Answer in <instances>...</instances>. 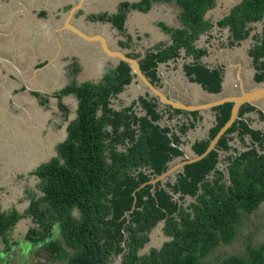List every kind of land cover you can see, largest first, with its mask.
Returning a JSON list of instances; mask_svg holds the SVG:
<instances>
[{
  "label": "trees",
  "instance_id": "trees-1",
  "mask_svg": "<svg viewBox=\"0 0 264 264\" xmlns=\"http://www.w3.org/2000/svg\"><path fill=\"white\" fill-rule=\"evenodd\" d=\"M156 1L171 0L121 1L117 12L110 16L91 14L89 18L109 19L122 32L129 9L145 12ZM176 3L181 6L180 26L160 23L171 42L147 49L139 59L140 68L160 87L158 64L191 56L192 61L182 65L185 75L208 93L218 94L223 70L204 63L201 57L207 54V47L196 46L199 36L211 29L212 24L204 15L215 0H176ZM257 22H262L261 31L252 35L254 43L248 54L256 71L254 80L261 82L264 0H242L218 25L230 24L233 39L242 40ZM118 43L120 47H130L131 37ZM229 44H233L232 39ZM136 54L127 52L129 56ZM71 65L75 74L79 68ZM133 77L128 64L119 61L106 66L97 81L70 82L57 91L59 98L70 93L75 96L76 116L68 122L56 155L34 170L42 194L32 198L24 213L16 209L0 210V237L4 238L21 217L30 215L37 225L28 230L27 239L43 249L46 261L62 260L63 264H111L119 254H122L120 264H198L219 243L235 239L242 216L264 202V131L252 128V118L246 115L257 113L262 120L263 112L256 106L243 104L239 117L217 141L216 150L185 164L163 182L140 187L185 159L181 145L187 139L182 137L201 117L197 110L170 105L160 108L158 98L148 92L129 105L113 107V99L123 102L119 94ZM231 106L227 102L211 108L215 115L213 125L207 137L192 143L195 154L204 152L229 118ZM138 107L145 113L139 115ZM178 115L184 120L175 125L174 131L167 121ZM235 139L244 150L234 146ZM218 150L223 151L222 157ZM164 218L162 232L168 239L161 246L140 253L153 228ZM55 224L59 226L61 239H49ZM247 251L248 258L232 254L222 262L264 264V243L247 244Z\"/></svg>",
  "mask_w": 264,
  "mask_h": 264
},
{
  "label": "rangeland",
  "instance_id": "rangeland-1",
  "mask_svg": "<svg viewBox=\"0 0 264 264\" xmlns=\"http://www.w3.org/2000/svg\"><path fill=\"white\" fill-rule=\"evenodd\" d=\"M241 1L215 0V5L207 10L204 17L214 22L216 19L223 17L233 4L235 5ZM165 5V3H156L155 7L148 13L151 15L153 10L156 9L159 10L158 14L165 13L162 12L166 11ZM176 7L181 8L180 5ZM166 12L174 15L171 10ZM158 14H152L151 17H154L153 22L157 19ZM141 19L139 18L141 26H146L151 21V18H145L143 22H141ZM261 24L262 22L253 23V25H256L255 29L237 47L228 44L225 35L226 28L218 30V35L221 37L219 45L216 44V41H213L210 32L201 34L196 41V46L207 47L208 49V58L206 60L202 58V60L208 63L209 66H213L217 61H220L228 68L227 78L235 77L238 63H240L242 67L240 66L238 73L243 76V63L248 66L247 53L250 42H254L252 35L261 31ZM169 39L170 36L167 40ZM5 41H0V43L6 46L8 42ZM42 41H38L37 45H40ZM134 46H137V42ZM117 47L121 48L118 45ZM134 53H137V57H141L140 50H135ZM178 61L181 62L182 59ZM116 63V59L105 57L103 72L106 66H113ZM9 66L1 64L2 71L0 72V210L16 209L20 213H24L32 198L37 199L42 194L39 179L34 174L36 166L56 155L57 144L66 136L68 122L76 116L77 102L75 96L70 93L59 98L56 96L57 89L70 82L80 83L86 79L87 74L81 72L80 69L72 74L71 65L67 68L65 78H29L22 80V78L15 77V74H13L15 69ZM5 67L8 69H5ZM7 71L12 74L9 75ZM97 71L102 73L101 67H97ZM26 72L30 73V70L27 69ZM25 76L28 75L25 74ZM98 79L94 78L92 81ZM31 90L38 92V94L35 95ZM237 90L238 85L235 86L234 92ZM134 92L137 95L138 89L135 82L132 81L119 94V98L123 102L119 103L117 99H113V107L120 108L129 105L132 100L137 99L134 97L136 96ZM45 98L47 100H44ZM138 113H143L140 107H138ZM263 221L264 213L262 212L255 210L251 214H244L241 222L237 225L235 239L227 244L219 243L198 264H223V259L232 254L248 258L247 244L257 246L261 243V239H264V234L260 235L255 231L257 228L262 232L258 224L260 222L261 225ZM36 225L30 215H24L7 232L4 238L0 237V264H63L62 260L46 261L43 249H40L38 245H33L27 239L28 230ZM157 231L158 229L154 232L152 230L150 240L140 250V253L147 252L151 247L162 245L165 237ZM51 238L61 239L57 224L51 229L49 239ZM63 245L66 247L64 243ZM115 262L116 260L111 264H115Z\"/></svg>",
  "mask_w": 264,
  "mask_h": 264
},
{
  "label": "crops",
  "instance_id": "crops-1",
  "mask_svg": "<svg viewBox=\"0 0 264 264\" xmlns=\"http://www.w3.org/2000/svg\"><path fill=\"white\" fill-rule=\"evenodd\" d=\"M78 1L79 0H0V41L6 40L8 42L6 46L0 43V54L13 60L17 66L25 71V74L28 75L27 78H65L67 76V68L71 66V64H75L81 72L87 74L86 79L82 82L94 80V78H101L104 74L103 65L105 57L108 59L111 57L106 56L99 42L87 41L69 28L64 27L67 26L64 23L69 9L74 4L78 3ZM81 1V8L71 16L70 22L72 25L78 26L88 34H103L113 48H118V41L125 40L126 37L129 36L131 37L132 44L130 47H124L123 50L126 52L140 50L141 57L144 56L147 49L156 47L159 44H169L171 42L170 39L167 40L170 35L163 31L160 26L161 22L170 27H178L181 24L179 20L181 8L176 7L178 6L175 2L176 0L153 2L152 6L145 12L137 9H129L122 32L116 29L109 19H92L89 18V15L101 14L103 12H106L107 15H111L117 12L118 5L121 1L134 2L138 0ZM156 3H165L166 11L171 10V12H174V15H170L166 11H162L165 13L160 11L162 14H158L159 10L156 9L153 10L152 14L158 15L156 16L157 19L153 22L152 20L154 17H151L152 14L150 15L148 12L155 7ZM139 18H142L141 22H143L145 18H151V21L148 25L141 26ZM38 41H42L40 45H37ZM135 42H137L136 47L134 46ZM128 48L131 49L129 50ZM181 54L184 56L183 49ZM247 56L249 58L248 66L243 63V76L241 75V77L243 78V85L246 88H251L259 82L254 80L255 69L250 62L251 57L248 53ZM187 57L189 58L186 60ZM187 57L179 58L182 59L181 62L178 61L179 59H176L160 62L158 64L157 74L161 85L160 87L170 97L179 98L184 102L195 104L232 93L235 90V86H239L240 78L238 77L240 75L238 72L241 66L240 63H238L237 78H227L225 75V78L222 79L221 91L218 93L220 95L208 93L202 88L201 84L190 81L185 75L182 65L184 62L192 61L191 56ZM202 58L205 60L208 58V49L207 54L203 55L201 59ZM2 65L9 66L7 63H3ZM97 67H101L102 73L97 71ZM5 69L8 68L5 67ZM27 69L30 70V73H27L28 71L26 72ZM3 71L5 70L3 69ZM15 71L13 72L15 77L22 78V76H20L17 71L15 73ZM8 74L11 75L12 73L9 71ZM61 88L62 87L57 90ZM134 94L136 95L135 92ZM259 105L263 109L257 108L264 114V99ZM162 107L163 106L160 105V108ZM144 113L143 111L142 114ZM246 115L252 118V128L263 129L264 131V119L260 120L258 114L253 112ZM199 116L201 119L197 120L195 127L189 129L186 136L182 137V139H187L186 143L181 145L184 155L195 154L191 148L192 143L196 139L204 138L208 133V129L213 125L215 119L214 111L204 110L199 112ZM183 120V117L178 115L172 118L170 122L167 121V123L176 131L177 127L175 125L181 123L180 121ZM235 145L240 149H245L240 147V142L237 139H235L234 146ZM222 156L223 154L221 157ZM263 206L264 202L255 210L264 213ZM263 223L260 225L259 222L258 224L262 232L257 228L255 229L260 235L264 234ZM261 240L260 244H263L264 239Z\"/></svg>",
  "mask_w": 264,
  "mask_h": 264
},
{
  "label": "water",
  "instance_id": "water-1",
  "mask_svg": "<svg viewBox=\"0 0 264 264\" xmlns=\"http://www.w3.org/2000/svg\"><path fill=\"white\" fill-rule=\"evenodd\" d=\"M82 6V1L79 0L78 3L74 4L68 11V15L65 18V25L64 27L69 28L74 33L81 36L83 39L87 41H95L99 42L102 50L106 54V56L111 57L112 59H116L117 63L119 61H123L128 64L130 67L131 73L134 74V77L132 81H136V85L139 90H143V92H138L136 98L138 96H144L145 92H148L149 96H156L159 100V103L161 106L163 105H170L172 108L176 109H182L187 111H193L197 110L199 112L204 110H211V108L230 102L232 103L231 110H230V116L226 120V122L219 128L217 133L210 139L208 146L202 152L201 154H185V159L178 161L174 163L171 167H169L167 170L159 174L158 176H155L154 178L148 180L145 183H142L140 187L144 186L147 183H150L154 185L156 182L161 181L163 182L167 176L174 175V173L178 170H181L185 164L192 163L195 161H198L202 159L210 150H216V143L219 140V138L222 136V134L232 125V123L239 117L238 112L240 107L245 104H251L253 106L259 107L263 109L258 102L264 99V80L255 84L251 88H246L243 85V78L241 75L238 77L239 80V89L236 93H229L226 95H223L221 97H216L210 100H207L205 102L201 103H187L182 101L179 98L170 97L168 94H166L161 87H159L157 84L152 83L150 79L144 74V72L140 68L139 59L141 57L137 56H129L127 55V52L121 48H112L107 40V38L101 34V33H95V34H88L84 32L81 28L78 26L72 25L70 22L71 16ZM7 63L15 69L20 76H22L23 79H29L25 76L23 69H21L19 66H17L13 60L4 57L0 54V72L2 71L1 64ZM116 63V64H117ZM131 81V82H132ZM131 84V83H130ZM222 87V86H221ZM119 109V108H117ZM162 125V123H159ZM170 135V133H169ZM207 137V135L205 136ZM183 150V148L181 147ZM223 151L218 150L219 155L221 156ZM222 165L221 163H219ZM177 196V195H175ZM128 212H126V215ZM165 224V218L158 222V224L153 228V232L158 229L157 232H159L162 236L165 237V239H168L163 232L162 227ZM156 228V229H155ZM152 232V231H151ZM122 254H119L116 258L115 264H120L121 262V256Z\"/></svg>",
  "mask_w": 264,
  "mask_h": 264
},
{
  "label": "flooded vegetation",
  "instance_id": "flooded-vegetation-1",
  "mask_svg": "<svg viewBox=\"0 0 264 264\" xmlns=\"http://www.w3.org/2000/svg\"><path fill=\"white\" fill-rule=\"evenodd\" d=\"M240 3V2H239ZM239 3H236L235 5L233 4L231 7H230V9H229V11L223 16V17H221V18H219V19H216L214 22H212V21H210L211 22V24H212V26H211V29L207 32V33H211L212 34V36H213V41H216V44L217 45H219L220 44V42H221V37L218 35V30H221L222 28H226V38H227V42H228V44H229V39H232L233 40V44H229V45H233L234 47H237V45H240L241 44V42L244 40V39H242V40H235V39H233L234 38V30L231 28V25L230 24H226L225 26H223V27H221V26H219L218 25V22L219 21H221V20H223L224 18H226V16H228L229 15V13H230V11H231V9L233 8V7H235L236 5H238ZM103 13H105L106 15H107V13L106 12H103ZM102 14V13H101ZM95 15H98V14H95ZM107 16H110V15H107ZM214 29V30H213ZM213 30V32H211ZM251 35V33H249V36ZM248 37V36H247ZM223 39V38H222ZM237 41H239V42H237ZM252 41V40H251ZM253 43L254 42H250V45H249V48L250 47H252V45H253ZM118 46H119V43H118ZM112 47V46H111ZM113 48V47H112ZM123 49V48H122ZM251 62V61H250ZM251 64H252V62H251ZM253 66V65H252ZM212 67H220L222 70H223V73H225V74H223V78H225V75L227 74V71H228V68H226V66L225 65H223V64H221L220 63V61H217V63H215ZM237 67V66H236ZM241 67H242V65H241ZM256 72V71H255ZM237 77V73L235 74V77L234 78H236ZM135 82V84H136V81H134ZM131 83V82H130ZM130 83H129V85H130ZM138 88V87H137ZM238 89H239V86H238ZM238 91V90H237ZM236 91V92H237ZM31 92H33V90H31ZM138 92H143V90H139L138 89ZM236 92H232V93H236ZM262 101V100H261ZM260 101V102H261ZM260 102H258V103H260Z\"/></svg>",
  "mask_w": 264,
  "mask_h": 264
},
{
  "label": "clouds",
  "instance_id": "clouds-1",
  "mask_svg": "<svg viewBox=\"0 0 264 264\" xmlns=\"http://www.w3.org/2000/svg\"><path fill=\"white\" fill-rule=\"evenodd\" d=\"M235 142V141H234Z\"/></svg>",
  "mask_w": 264,
  "mask_h": 264
}]
</instances>
